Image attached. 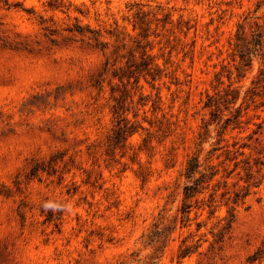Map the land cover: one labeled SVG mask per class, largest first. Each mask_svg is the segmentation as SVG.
I'll use <instances>...</instances> for the list:
<instances>
[{"label":"rangeland","instance_id":"obj_1","mask_svg":"<svg viewBox=\"0 0 264 264\" xmlns=\"http://www.w3.org/2000/svg\"><path fill=\"white\" fill-rule=\"evenodd\" d=\"M0 264H264V0H0Z\"/></svg>","mask_w":264,"mask_h":264},{"label":"trees","instance_id":"obj_2","mask_svg":"<svg viewBox=\"0 0 264 264\" xmlns=\"http://www.w3.org/2000/svg\"><path fill=\"white\" fill-rule=\"evenodd\" d=\"M258 36H259V35H258ZM256 43L259 44V41H258L257 39H256V41H255V45H256Z\"/></svg>","mask_w":264,"mask_h":264}]
</instances>
